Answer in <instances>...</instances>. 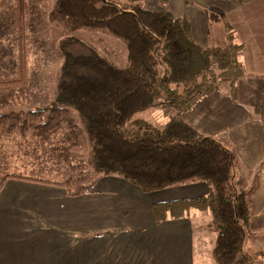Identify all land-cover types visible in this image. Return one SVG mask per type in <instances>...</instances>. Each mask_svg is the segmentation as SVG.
I'll return each mask as SVG.
<instances>
[{
    "label": "trees",
    "instance_id": "trees-1",
    "mask_svg": "<svg viewBox=\"0 0 264 264\" xmlns=\"http://www.w3.org/2000/svg\"><path fill=\"white\" fill-rule=\"evenodd\" d=\"M14 1L22 17L26 2ZM139 1L122 6L112 0H56V13L73 26L105 30L123 40L128 64L119 67L76 36L61 39L62 67L54 100L43 108L0 112V128L10 120L7 133L19 128L39 143H49L65 131L58 150L69 173L57 181L7 173L0 178V189L7 178L59 185L69 196L89 192L103 176H118L144 192L202 181L209 187L205 195L152 204L155 221L182 217L189 209L208 212L217 230L212 248L216 264H264V254L248 249L255 188L245 190L236 180L234 151L180 119L221 83L234 88L244 75L238 59L241 44L224 22L228 44L202 46L185 17L148 9ZM25 80V73L13 79L0 75V97L10 99ZM154 108L166 110L169 118L163 124L135 118ZM83 133L94 160L90 173L73 163Z\"/></svg>",
    "mask_w": 264,
    "mask_h": 264
},
{
    "label": "crops",
    "instance_id": "crops-1",
    "mask_svg": "<svg viewBox=\"0 0 264 264\" xmlns=\"http://www.w3.org/2000/svg\"><path fill=\"white\" fill-rule=\"evenodd\" d=\"M139 3L185 17L202 46L228 44L224 24L223 38L208 41L206 30L213 19L198 0L191 2L189 16L174 13L167 0ZM223 3L209 6L224 16L214 21L228 23L241 44L238 59L244 75L262 78L246 84L258 118L217 90L199 98L180 119L203 134L229 132L242 164L255 175L248 249L264 254V0ZM208 189L198 181L144 192L118 176H103L89 192L69 196L59 185L7 178L0 189V264H216L212 248L217 233L208 212L189 209L161 222L152 213L154 203L195 198Z\"/></svg>",
    "mask_w": 264,
    "mask_h": 264
},
{
    "label": "rangeland",
    "instance_id": "rangeland-1",
    "mask_svg": "<svg viewBox=\"0 0 264 264\" xmlns=\"http://www.w3.org/2000/svg\"><path fill=\"white\" fill-rule=\"evenodd\" d=\"M114 1L119 5H125L123 0ZM167 1L174 13H186L189 16L194 10L191 3L194 0ZM224 1L198 0L210 10L209 13L215 20L219 17L223 20L224 16L219 10L211 9L209 6ZM25 2L22 17L16 14V1L6 0L0 4V75L13 79L22 77V73H25L26 78L22 87L19 86L12 91V94L10 93V99L5 96L0 97V112L9 111L12 108L38 109L50 105L55 98L56 85L61 75L62 57L58 53V43L68 36L82 39L119 67H125L128 64L123 40L105 30L73 26L67 19L56 13V0H25ZM195 8L201 10L198 7ZM223 24L224 21L210 20L206 30L209 42L218 43L223 38ZM255 79L262 78L245 74L235 83L234 88L225 82L220 84L218 91L232 102L244 106L250 115L257 119L259 108L249 104L250 96L246 92L247 82ZM165 111L163 108L148 109L137 113L135 118L154 124H163L169 118L168 114H162ZM71 115L76 118L80 127H83L77 113L72 111ZM11 122L4 120L0 128L2 132L0 178L7 173H13L48 181L62 180L69 173L58 150L60 141L67 137L65 131L54 136L49 143H39L33 138L31 132L22 135L19 128L7 133L6 130ZM206 135L218 138L221 143L234 151L238 160L235 174L236 180H240V187L245 190L255 188V175L252 172L248 173L247 168L242 164L236 146L229 137V132L222 131ZM73 151L76 156L73 163H78L81 166L80 170L84 172H93L94 160L84 133L80 137L79 146ZM212 225L215 228V224Z\"/></svg>",
    "mask_w": 264,
    "mask_h": 264
}]
</instances>
